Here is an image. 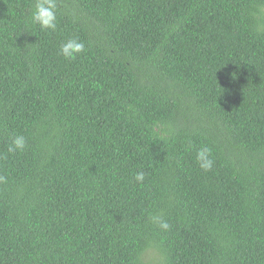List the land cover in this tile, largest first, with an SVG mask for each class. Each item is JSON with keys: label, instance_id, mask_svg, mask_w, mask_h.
<instances>
[{"label": "trees", "instance_id": "1", "mask_svg": "<svg viewBox=\"0 0 264 264\" xmlns=\"http://www.w3.org/2000/svg\"><path fill=\"white\" fill-rule=\"evenodd\" d=\"M34 3L0 0V264H264V0Z\"/></svg>", "mask_w": 264, "mask_h": 264}, {"label": "clouds", "instance_id": "2", "mask_svg": "<svg viewBox=\"0 0 264 264\" xmlns=\"http://www.w3.org/2000/svg\"><path fill=\"white\" fill-rule=\"evenodd\" d=\"M58 4L57 0H35L34 10L31 14V23L38 25L41 29L55 31L57 28ZM86 44L79 38L69 39L60 46V54L65 59H74L85 51ZM27 140L23 135L16 134L11 138L8 145L9 153H17L25 151ZM196 162L200 169L208 172L214 167L215 160L213 158V150L211 147L202 146L196 153ZM135 180L143 183L145 173L140 171L135 174ZM4 181V177L0 176V182ZM151 220L154 224H158L162 230H169L170 225L166 221H161L159 216L153 215Z\"/></svg>", "mask_w": 264, "mask_h": 264}]
</instances>
